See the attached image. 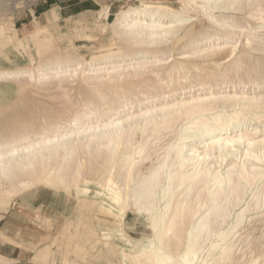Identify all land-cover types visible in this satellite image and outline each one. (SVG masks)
<instances>
[{"label": "bare ground", "instance_id": "6f19581e", "mask_svg": "<svg viewBox=\"0 0 264 264\" xmlns=\"http://www.w3.org/2000/svg\"><path fill=\"white\" fill-rule=\"evenodd\" d=\"M140 2L138 6L121 10L110 24L114 41L118 39L122 46L117 47L115 42L118 51L105 52L99 59L103 62L104 58L117 56L116 60L110 58L112 62L86 64L80 59L81 55L55 51L57 53L49 60H41L36 69L0 71V82L45 85L57 80L61 84L79 77L93 85L108 82L111 86L112 83L113 89L116 83L117 88L120 86L124 90L126 87L119 82L125 83L127 79L144 77L148 73L157 75L165 67L170 82H175V74L189 78L190 72L194 74L192 68L201 66L182 59L169 63L178 50H183L182 53L179 51L182 56L210 59L228 45H231L229 54H235L241 41L250 52L259 51L260 47H256L259 42H255L260 40L264 45L259 32L264 24L249 28L250 21L245 19L248 15V18L263 22L264 0ZM246 6H249V13L242 18L244 23L234 13H227L244 11ZM254 12L259 18L253 15ZM99 15L108 19L109 8L103 9ZM50 16L53 14L48 15V21H51ZM196 20L208 21L209 24L204 26L206 30H196ZM6 26L0 25V42L20 38L16 28L10 33ZM49 31L48 26L43 25L31 34L39 48L49 40ZM261 42L259 45L262 46ZM160 52L164 56H158ZM140 53H154L153 59L137 60L135 57ZM96 56L90 60L94 58L97 62ZM239 58L230 68L225 64V70L211 69L209 74L206 73L208 76L205 72L206 76L198 73L203 77L196 74L199 77L193 75L191 79L201 80L202 77L201 82L208 81L209 87L224 85L232 82L230 80L238 81L239 78L242 81L240 69L246 61ZM256 68L248 71L256 70L251 76L258 79L256 75L262 69ZM259 76L263 78L264 75ZM180 81H176L175 86L182 84ZM189 81L186 84L192 86ZM184 84L179 87L183 89ZM158 85L154 86L160 91L161 84ZM167 85L169 83L166 89H171L172 86ZM158 90L153 89V92ZM162 90L156 95L155 92L151 95L147 92V95L140 91L142 94L138 92V98L127 97L128 90L124 96H118L123 93L118 91L120 93L115 96L119 98H100L98 104L92 98L88 99L89 111L75 115L69 122L48 123L39 134L29 131L27 126L24 129L25 125L24 130L18 127L23 131L17 133L12 131L8 132L9 135H1L0 132V205L4 204L5 196L18 194L36 183L63 187L94 212L98 229L104 231L103 234L105 231L111 233L112 239L101 238L102 234L98 233L99 240H103L110 251L117 246L122 264H264L262 234V239L259 236L254 239L248 232L252 225L255 227L259 223H253L256 222L254 218L264 216V135L258 136L260 131L244 130L252 122L262 123L264 112L257 115L256 112L254 119L243 114L249 108H264V101L245 95L220 100V97L215 99L213 95H205L192 96L189 101L155 105L163 98ZM175 90L169 91L174 93ZM143 94L147 96L141 98ZM168 133L173 135L161 143ZM154 155L156 160L152 158ZM148 159L156 162H152L146 172L142 165ZM84 162L86 166H83ZM87 172L95 180L94 190L89 188L94 182L86 178ZM131 210L146 217L152 234L146 235L145 241H134L124 231ZM114 241L130 248L118 246ZM4 258L0 255V264Z\"/></svg>", "mask_w": 264, "mask_h": 264}, {"label": "rangeland", "instance_id": "374dc122", "mask_svg": "<svg viewBox=\"0 0 264 264\" xmlns=\"http://www.w3.org/2000/svg\"><path fill=\"white\" fill-rule=\"evenodd\" d=\"M140 1L141 0H0V25L4 27L7 25L6 28H9L10 33H13V28H16L18 30V37H20L16 38L18 41L13 39L10 42H0V71L20 70L22 68L25 70L26 68H28L27 70L36 69L37 64L39 65V63L46 59L49 60L50 57L55 55L54 53H60L62 51L63 53L67 52L72 55H81L79 56L80 59L85 63L87 62L86 64H94L92 62H100L102 64L106 62H112L117 59V56H115L114 59L110 57L112 58V61L110 58H104L105 61L103 62V59H99L100 55L102 56V54L105 55L106 53L108 54V52L110 53L112 51L117 52V47L122 46V42L118 39H116L117 41H114L110 24L114 21V19H116L115 17H117L121 10L126 9L131 5L138 6L141 3ZM172 1L176 2V0ZM105 8H109V20L102 18L99 15L100 12ZM246 8L247 9L244 11H227V13H234L237 19L242 22L244 15H247L249 6H246ZM50 13H52L53 16H50L51 21H48L47 17ZM255 13L256 12H254L253 15L256 16V18H259L257 15H255ZM192 15H194V13H192ZM245 19L250 21V25L248 26L249 28H257L264 24V21L260 22L261 19L253 20L252 17L248 18V15L245 17ZM251 19L253 21H251ZM242 23H244V21ZM197 24L198 26H196V30H206L204 26L209 24V22H200L196 20V25ZM43 25H47L48 29L51 31V35L49 34L50 31L48 32V41L51 39L53 40L41 44L43 46L41 47L40 45L41 48H39V46L32 40L31 34L36 28H39ZM263 26L264 25H262L261 28ZM261 28H258V30ZM263 29H261L259 32L264 38ZM207 30L209 29L207 28ZM242 40L244 39L242 38ZM115 42L117 43V47H115ZM258 42L260 44L261 41L259 40L255 43L257 44ZM48 43L51 45L49 46ZM44 44H46V46L49 48H44L46 47ZM242 44H244L242 41L238 43L240 48L237 45L238 48L235 54H229L231 45H228L225 50H222V54L220 53L217 56L210 57V59L196 58L191 55L187 57L188 55L185 54L182 56L180 55L179 51L182 53L183 50L176 51L177 53L175 56L168 60L169 63H171L172 60L174 61V59H182L184 62L187 60H192L194 63L197 62L196 64L201 66H198L199 68L196 69L192 68V72L194 74L190 72L189 78H184V74L179 76H175V74L173 76V78L175 77V82H179L181 80L180 82H182V84L179 83L181 87L185 83L183 89L179 87V84L178 86L176 85V88L175 84H177V82H170L171 78L169 77L168 79L166 67L161 69L160 72L158 71L161 76L159 73L157 75L156 73H148L147 75H144V77L142 76L140 78L127 79L124 81L125 83H123V81L122 83L119 82V85H123V88L124 86L127 88H124L126 91L120 89V86L117 88L116 86H118V84L116 85V83H114L113 85H115L114 87L116 88L114 89L117 91V93L114 91L113 87H111L112 83L111 86L108 82L101 86L98 84L93 85V83L90 81L81 80L79 77H76L77 81L75 78L70 81L71 83L64 82L61 84L57 80L45 85H36L33 83H28V85H25L27 82L23 85H19L23 82L16 83L14 81H8L6 83L0 82L1 135H9V133L12 131H14L13 133L20 132L24 125V129L27 126L29 131L39 134L40 130L48 123H53L56 121H60L61 123L69 122L75 117V115L89 111V105L86 102L88 99L92 98L95 104H98V100L100 98H119L118 96H124L123 94L124 92H127V90L130 92H127V97L132 98L131 96L133 95V98H138L140 96H136L139 95L137 93H140V91H145L147 93L150 90V85H152L151 88H153L155 91L158 90L159 87L154 86L155 84L157 86H160L158 84H161V88L164 86L163 88L165 90L160 88V91H158L160 93L162 90V97H167L166 99H158V103L157 101L154 103L155 105L157 104L159 106L164 104H173V102L175 103L178 101H189L190 97L192 96L204 97L205 95L209 97L213 95L215 99L220 97L219 100L226 97H240L245 95L250 98H260V101H264V76L263 78L262 76H259L264 75V51H260V49H264V45L262 42V46L259 44H257V46L255 45L257 48L260 47V49H258L260 52L256 49L255 52H252L251 50V53L250 49H247V47ZM108 46L111 47L110 50L108 49ZM55 48L59 50H56ZM103 49L106 50L104 51ZM244 49L249 51L246 52ZM41 52L43 54H41ZM96 54L97 56L95 58L98 57L97 62L94 61V58L92 59L93 61H91L90 59ZM153 54L154 53H147L148 56L146 54H144V56L140 53L138 55H141L142 57L137 55L139 58H135L140 61L144 59L151 60V58L153 59ZM252 54L255 56H252ZM239 55H241V58H239ZM158 56L162 57L164 54L160 52ZM242 57L244 58L242 61H246L243 62L245 65L242 64V70L240 69L242 74V76L241 74L240 76L243 78L242 81L239 78L237 79L238 81H236V79L235 81L230 80L232 82H227L228 84H213L211 87H209L210 85H208V81L206 82V80H204V85H207H202L203 82L201 81L203 80L202 77L204 72L206 74L211 69L212 71L213 69H217V71H222L221 69L225 70V66L227 64V68H230L232 63H234V60H237L238 58L242 59ZM255 57L256 60L254 59ZM252 67H258V69H262V72L259 70L262 74L258 71V75H256L258 76V79L257 77H254L255 80H253L254 78L252 77L255 75L257 68L255 71H253L254 73L249 72ZM200 68H202L200 72L197 71V69L199 70ZM164 70L166 71L164 72ZM247 71L250 75L247 74ZM198 73L203 74H200L202 76L201 80L200 78L198 79L196 77L194 80H192L193 75L197 77L200 76ZM251 73L253 74L252 76ZM249 76H251L252 79ZM259 78L261 79L259 80ZM187 79L192 81V86L189 85L190 83L186 84L190 82L189 80L185 82ZM197 79L199 81H196ZM182 80H185L184 83ZM162 83L165 84L163 85ZM168 83L169 86H167H172L171 89H166V84ZM146 87L147 89H144ZM140 88L144 90H140ZM112 89L113 91H111ZM137 89L139 91H137ZM153 89L148 92L150 95L153 92ZM175 89H178L179 91ZM169 90H175L174 93L171 91L173 96ZM118 91L123 93L116 97L115 95L120 93ZM158 91L155 92V95L158 93ZM154 92L152 94H154ZM101 93L103 94L101 95ZM148 93L147 95H149ZM143 96L144 94L141 95V98H143ZM146 96H144V98ZM160 96L157 98H160ZM229 111H231V109H229ZM261 112H264V108H249L246 109L243 114H245L248 119H254L255 113L257 115ZM127 115L128 114L125 116ZM263 121L264 120H262V123H258L259 121L252 122V126L249 125L247 128H244V130L248 129L249 132L260 131L258 136L264 135V127L262 126V124L264 125ZM18 127H22V129H18ZM171 134L168 133L167 137H165L161 143L167 142L173 135ZM154 157L155 155L152 156V158ZM149 160L150 159L146 160L142 165L143 170L146 172H148L147 170L153 165V161ZM86 164L87 163L84 162L83 166H86ZM87 173L86 178L89 181H92V183L94 182L93 184H89V188L94 190L96 189L95 180L92 179L93 177L90 173H88V175L90 178H92H88ZM5 197L3 198L4 204L0 205V253L6 252L10 255H13V257L17 258L20 264H64L65 262V264H122L120 250L117 248V246H115L114 249L110 251L109 248L104 245L103 240H99L100 233L102 234L101 238L112 239V236L110 235L111 233L105 231V235L103 234L104 231L102 232L98 229L94 212L83 206L81 200L78 199L73 192H67L63 187L54 188L44 183H36L34 186L26 188L18 194L8 196L6 199ZM254 216L256 217V215ZM257 218H260V220ZM257 218H254L256 219V222L253 219V223H260L264 216L261 219V216L258 215ZM263 220L260 224H257L259 227L254 224L255 227L252 225L253 227L251 226V229L248 231L252 233V237L254 239H256L255 237L258 238V236L259 239L261 236L264 239V227L262 228L264 225ZM124 231L134 241H145L144 238L146 235L152 234L151 229L148 228L146 217L137 215L134 210L129 211L126 217V226ZM263 239L262 241H264ZM114 243L127 249L130 248L122 244L120 241H114ZM45 247H47L48 254ZM8 262L9 260L4 258V261L1 264H7Z\"/></svg>", "mask_w": 264, "mask_h": 264}, {"label": "crops", "instance_id": "0c3cea01", "mask_svg": "<svg viewBox=\"0 0 264 264\" xmlns=\"http://www.w3.org/2000/svg\"><path fill=\"white\" fill-rule=\"evenodd\" d=\"M1 256L5 257L9 262L7 264H20V262L17 260V258L13 257V255H10L9 253H0Z\"/></svg>", "mask_w": 264, "mask_h": 264}]
</instances>
